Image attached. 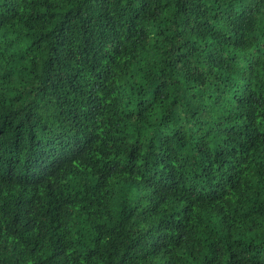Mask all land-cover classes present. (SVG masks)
Masks as SVG:
<instances>
[{"label": "clouds", "instance_id": "obj_1", "mask_svg": "<svg viewBox=\"0 0 264 264\" xmlns=\"http://www.w3.org/2000/svg\"><path fill=\"white\" fill-rule=\"evenodd\" d=\"M0 264H264V0H0Z\"/></svg>", "mask_w": 264, "mask_h": 264}]
</instances>
